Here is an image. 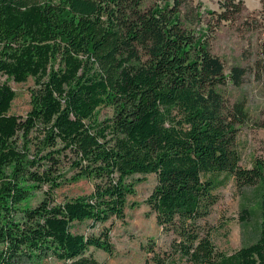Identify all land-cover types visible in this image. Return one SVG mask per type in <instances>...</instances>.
Masks as SVG:
<instances>
[{
    "label": "trees",
    "instance_id": "16d2710c",
    "mask_svg": "<svg viewBox=\"0 0 264 264\" xmlns=\"http://www.w3.org/2000/svg\"><path fill=\"white\" fill-rule=\"evenodd\" d=\"M143 5L0 0V264H101L91 249L113 254L105 224L126 219L149 175L156 185L147 203L166 243L151 241L145 264H264V161L241 165L237 135L250 115L221 91L240 87L245 70L227 74L208 34L186 26L178 0ZM222 9L219 23L242 11ZM29 79L30 110L11 114L8 82ZM230 177L257 191L260 229L254 243L226 254L204 224ZM81 181L91 193L59 200Z\"/></svg>",
    "mask_w": 264,
    "mask_h": 264
},
{
    "label": "rangeland",
    "instance_id": "374dc122",
    "mask_svg": "<svg viewBox=\"0 0 264 264\" xmlns=\"http://www.w3.org/2000/svg\"><path fill=\"white\" fill-rule=\"evenodd\" d=\"M159 0H144V8L153 7ZM179 10L186 26L197 38L208 34L210 48L226 66L227 74L234 67L245 70L242 85L228 84L221 88L226 99L234 104L243 102L250 115V121L239 128L236 148L244 168H252L255 159L264 161V0H178ZM174 5L175 0H167ZM239 4L241 13L233 21L219 23L218 15L223 6ZM212 13V14H211ZM7 78L0 75V84ZM16 93L11 114L26 116L30 110V92L35 83L8 82ZM107 110H102L105 116ZM140 178V177H137ZM156 185V176H146L136 186V194L129 198L124 221L112 219L105 224L110 231L114 245L113 254L91 249L101 264H145V247L155 241L165 245L166 238L157 224L156 214L147 200ZM93 186L81 181L59 192V200L89 194ZM218 203L205 221V229L211 236L213 245L219 252L231 254L234 251L254 243L260 229L258 212V193L253 188H239L233 178L226 179L217 190ZM250 212L245 215L243 210ZM98 226L97 231L101 229ZM46 264H51L47 262Z\"/></svg>",
    "mask_w": 264,
    "mask_h": 264
}]
</instances>
